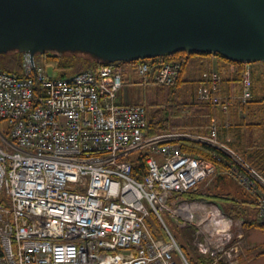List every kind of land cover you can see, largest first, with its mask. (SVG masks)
<instances>
[{
  "label": "built area",
  "instance_id": "obj_1",
  "mask_svg": "<svg viewBox=\"0 0 264 264\" xmlns=\"http://www.w3.org/2000/svg\"><path fill=\"white\" fill-rule=\"evenodd\" d=\"M154 60L56 79L24 54L21 78L0 72V264H190L164 214L191 231L197 256L238 263L245 220L216 203L181 197L223 175L244 192L252 220L264 225V166L254 169L229 148L215 120L205 135L146 136L144 107L119 96L129 75L143 87L175 84L179 64ZM201 78L196 99L222 114L253 97L247 67L232 97L220 95L216 70ZM184 141L228 162L218 154L211 161L187 155ZM136 156L144 158L139 180L130 162ZM151 215L167 241L151 234Z\"/></svg>",
  "mask_w": 264,
  "mask_h": 264
},
{
  "label": "water",
  "instance_id": "obj_2",
  "mask_svg": "<svg viewBox=\"0 0 264 264\" xmlns=\"http://www.w3.org/2000/svg\"><path fill=\"white\" fill-rule=\"evenodd\" d=\"M10 52L109 65L213 54L264 71V0H0V54Z\"/></svg>",
  "mask_w": 264,
  "mask_h": 264
},
{
  "label": "trees",
  "instance_id": "obj_3",
  "mask_svg": "<svg viewBox=\"0 0 264 264\" xmlns=\"http://www.w3.org/2000/svg\"><path fill=\"white\" fill-rule=\"evenodd\" d=\"M23 55L21 53L0 54V72L23 76ZM210 55H187L185 52L173 53L159 58L162 61H175L179 64V76L174 85L162 87L151 85L144 87L142 102L138 103L145 109L146 136L160 133H190L205 135L209 132L214 116V109L210 103L196 99V90L202 82V72L205 69L204 60ZM42 64L49 78L63 79L86 70H95L99 66L109 65L99 62L86 55L67 53L62 55L44 54L35 56ZM217 72L221 76L219 93L222 96L239 94L243 64L215 55ZM153 61V60H152ZM155 61V60H154ZM142 62V61H138ZM136 63V62H135ZM135 63H114L111 66L131 65ZM49 70V72L47 71ZM252 99L245 104L232 102L228 108L227 125L222 124L224 117H220L221 129L219 138L223 141L230 138L227 146L231 148L245 162L254 169L260 170L264 166V73L252 70ZM222 114V113H221ZM0 126L2 121L0 120ZM4 137L8 131L3 129ZM226 143V142H225ZM183 153L212 160L213 154H218L227 163V158L218 151L199 143L184 141L181 143ZM132 176L139 180L144 171L143 156L130 158ZM228 178V177H227ZM226 177L222 179H227ZM230 179V178H228ZM221 180V177L215 182ZM241 194L245 196L244 192ZM186 199H206L218 204L222 210L232 218L242 217L244 228H257L264 231V225L252 220L251 212L244 202L232 198L229 194L211 192L209 189L182 195ZM167 223V222H166ZM148 228L155 238L168 240L158 220L151 215L147 220ZM168 226V224H167ZM173 235L172 230L170 229ZM172 227V226H171ZM174 230V228L172 227ZM174 237V235H173ZM176 240V238L174 237ZM190 264H210L207 257H199L193 253L188 242L179 244Z\"/></svg>",
  "mask_w": 264,
  "mask_h": 264
},
{
  "label": "rangeland",
  "instance_id": "obj_4",
  "mask_svg": "<svg viewBox=\"0 0 264 264\" xmlns=\"http://www.w3.org/2000/svg\"><path fill=\"white\" fill-rule=\"evenodd\" d=\"M11 53H16V52H11ZM44 54L62 55V54H57V53H54V52H46ZM39 56H41V55H39ZM38 60L39 59L36 58L37 63L42 66V64ZM204 63L206 65L205 69L217 70L216 59L214 57L213 58L211 56L207 57L204 60ZM122 66H125V65H122ZM245 67H247L250 70L251 75H252V70H255V71H258V72L259 71H263V66L260 63H254V65L251 64V65L244 66L242 71L244 70ZM47 71L49 72L48 69H47ZM263 73H264V71H263ZM220 78H221V76H220ZM136 80H137L136 76H134V78L132 77L130 79L129 83L126 84L127 88H125L123 90V92H125L127 94L122 99L121 98L122 91H121L120 96H119L120 101L126 102L128 104L143 103L142 102V99H143L142 95L144 93V90H143L144 87L140 83H138V81H136ZM219 177H221V181L225 180V179H222L225 176L217 175L215 178L210 180L209 184L205 183V187L207 188V187L214 186L215 185L214 181L216 179H218ZM233 183H234V181L232 180V184ZM233 185H234V187L236 189L235 188L229 189L230 196L232 198L237 199V200H241L242 199V196L240 194L241 191L239 190V188L237 186H235V183ZM163 218L167 222V224L170 225V220L168 219L166 214L163 215ZM168 221H169V223H168ZM170 229L172 230L173 235L176 238V242L178 244H183L184 243L183 238H184L185 242L188 241L191 238V235H190L191 231L189 232L186 229H177V228H174V230H173L172 227H170ZM188 243H189V241H188ZM241 249H242L241 255H240L239 259H238V263L237 264H264V231H262L260 229H257V228H248V229H246L244 231V239H243V242H242Z\"/></svg>",
  "mask_w": 264,
  "mask_h": 264
},
{
  "label": "crops",
  "instance_id": "obj_5",
  "mask_svg": "<svg viewBox=\"0 0 264 264\" xmlns=\"http://www.w3.org/2000/svg\"><path fill=\"white\" fill-rule=\"evenodd\" d=\"M249 65H251V64H249ZM252 65H254V64H252ZM124 68H127V66H124ZM210 69V68H209ZM205 70H208V69H204L203 70V72L205 71ZM211 70V69H210ZM202 72V73H203ZM134 78V75H129L128 77H127V80L125 81V84H127V83H129V81H130V79L131 78ZM137 79V78H136ZM136 81H138V79L136 80ZM137 83V82H136ZM138 84V83H137ZM125 88H127L126 87V85H125V87H124V89ZM123 89V90H124ZM123 90H122V93H121V98L123 99L124 97H125V95L127 94V93H125V92H123ZM234 96V95H233ZM229 97H232V96H229ZM221 116H223V114H221V112H219V111H214V116H213V118H212V121L213 120H215L217 123H218V126H219V131H220V129H221V126H222V124H224V125H227V117H225V116H223L224 117V122L221 124V121H220V117ZM211 121V122H212ZM218 131V132H219ZM218 134H220V132L218 133ZM229 137L227 136V139H225V141L224 142H226V144H228V141H229ZM227 178V177H226ZM213 179V178H212ZM211 180V179H210ZM210 180H209V182H210ZM231 181V182H230ZM209 182H207L208 184H209ZM214 183H215V185L214 186H211V187H205V184L203 183V184H201L199 187H198V189H197V191H201V190H205V188L206 189H209L211 192H219V193H222V194H229L230 195V193H229V189H232V188H235L234 187V183L232 184V180L231 179H226V180H224V181H221V180H219V181H217V182H215L214 181ZM207 184V185H208ZM222 184V185H221ZM235 186H237L236 184H235ZM238 187V186H237ZM236 189V188H235ZM240 190V189H239ZM241 191V190H240ZM240 194H241V192H240ZM241 196H242V199H241V201H243V199L245 198V196L244 195H242L241 194ZM182 199H183V197H181ZM184 199H186V198H184ZM197 199H201V198H197ZM204 200H206V199H204ZM207 201H209V200H207ZM210 202H212V201H210ZM214 203V202H213ZM218 205V204H217ZM246 207H248L247 205H245ZM248 209V212H252L253 211V209L251 208V209H249V207L247 208ZM168 223H169V221H168ZM168 226H172L173 228H177V227H175L174 225H173V223L170 221V225L168 224ZM169 228V227H168ZM177 229H186V230H188L189 232H190V230L188 229V228H177ZM191 233V232H190ZM183 238V237H182ZM183 241L185 242V240H184V238H183ZM186 242H188V241H186ZM189 244V243H188ZM190 246V245H189ZM191 247V246H190Z\"/></svg>",
  "mask_w": 264,
  "mask_h": 264
}]
</instances>
